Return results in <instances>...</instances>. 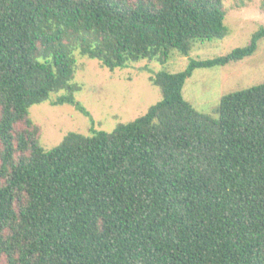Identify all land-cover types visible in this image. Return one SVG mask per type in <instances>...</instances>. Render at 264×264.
Listing matches in <instances>:
<instances>
[{
	"label": "trees",
	"instance_id": "1",
	"mask_svg": "<svg viewBox=\"0 0 264 264\" xmlns=\"http://www.w3.org/2000/svg\"><path fill=\"white\" fill-rule=\"evenodd\" d=\"M225 0H0V264H264V84L213 116L183 89L196 69L252 57L264 39L150 83L161 101L113 132L39 143L30 109L73 105L77 56L110 72L165 65L229 35Z\"/></svg>",
	"mask_w": 264,
	"mask_h": 264
},
{
	"label": "rangeland",
	"instance_id": "2",
	"mask_svg": "<svg viewBox=\"0 0 264 264\" xmlns=\"http://www.w3.org/2000/svg\"><path fill=\"white\" fill-rule=\"evenodd\" d=\"M225 24L229 35L222 40L202 42L188 57L176 55L165 65L143 61L128 69L110 72L95 60L77 56L75 83L83 87L75 96L77 106H52L50 102L31 107L30 119L41 128L40 145L46 151L57 147L70 133L91 135V130L111 133L119 125L143 117L161 101L160 90L150 78L160 72L183 73L191 60H212L248 46L264 29V0H225ZM264 84V39L256 53L224 67L196 69L187 79L183 97L197 112L213 116L224 96Z\"/></svg>",
	"mask_w": 264,
	"mask_h": 264
}]
</instances>
